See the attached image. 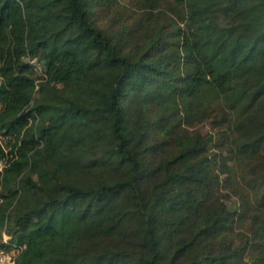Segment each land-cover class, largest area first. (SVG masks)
<instances>
[{"label": "trees", "instance_id": "16d2710c", "mask_svg": "<svg viewBox=\"0 0 264 264\" xmlns=\"http://www.w3.org/2000/svg\"><path fill=\"white\" fill-rule=\"evenodd\" d=\"M0 163L15 264H264V0H0Z\"/></svg>", "mask_w": 264, "mask_h": 264}, {"label": "built area", "instance_id": "2783aa9c", "mask_svg": "<svg viewBox=\"0 0 264 264\" xmlns=\"http://www.w3.org/2000/svg\"><path fill=\"white\" fill-rule=\"evenodd\" d=\"M0 173L2 165L0 163ZM23 247L9 244V237L0 230V264H15V258Z\"/></svg>", "mask_w": 264, "mask_h": 264}, {"label": "rangeland", "instance_id": "374dc122", "mask_svg": "<svg viewBox=\"0 0 264 264\" xmlns=\"http://www.w3.org/2000/svg\"><path fill=\"white\" fill-rule=\"evenodd\" d=\"M197 129L201 132L202 135H208L211 131H210V127L208 124H202L199 127H197Z\"/></svg>", "mask_w": 264, "mask_h": 264}]
</instances>
